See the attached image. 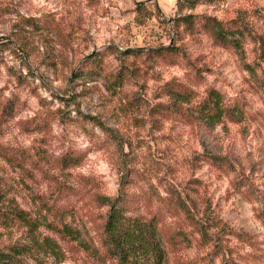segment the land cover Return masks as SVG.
I'll return each instance as SVG.
<instances>
[{"label": "clouds", "instance_id": "1", "mask_svg": "<svg viewBox=\"0 0 264 264\" xmlns=\"http://www.w3.org/2000/svg\"><path fill=\"white\" fill-rule=\"evenodd\" d=\"M0 264H264V0H0Z\"/></svg>", "mask_w": 264, "mask_h": 264}]
</instances>
